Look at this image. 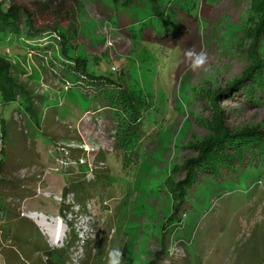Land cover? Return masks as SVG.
Here are the masks:
<instances>
[{
  "label": "rangeland",
  "instance_id": "rangeland-1",
  "mask_svg": "<svg viewBox=\"0 0 264 264\" xmlns=\"http://www.w3.org/2000/svg\"><path fill=\"white\" fill-rule=\"evenodd\" d=\"M192 2L197 26L167 46L118 32L102 2L18 1L42 37L28 36L23 21L0 44L27 94L9 102L0 92V204L13 210L0 212V264H106L114 247L123 264H264V173L204 179L178 205L183 166L210 135L213 104L231 130L264 131V95L258 105L241 90L215 102L252 66L255 43L264 58V40H255L264 0ZM137 11L131 17L142 19ZM62 47L86 59L88 73L124 80L144 98V139L134 148L118 126L84 120L93 101L50 71ZM189 48L207 52L203 69H191ZM76 182L89 191L81 200L64 192ZM32 214L61 221L62 240Z\"/></svg>",
  "mask_w": 264,
  "mask_h": 264
},
{
  "label": "trees",
  "instance_id": "trees-1",
  "mask_svg": "<svg viewBox=\"0 0 264 264\" xmlns=\"http://www.w3.org/2000/svg\"><path fill=\"white\" fill-rule=\"evenodd\" d=\"M18 1L0 0V44L4 42L8 32L10 34L20 33L23 21L26 22L28 36L38 34L42 37L35 30L32 14L19 5ZM94 1L106 4L105 8L114 12L116 20L113 23L116 24L117 31L121 34L127 32L134 36L136 31L147 42L167 44V46L173 42L178 44L181 37H186L191 33L190 29L195 28L200 19L198 16L197 19L192 16L191 12L194 8L192 0ZM141 8H144V17L133 19L131 13L134 9H138V13ZM199 16H201L200 13ZM255 40L256 42L264 40V17L257 28ZM257 44L255 43L252 48L254 56L252 66L227 90H222L215 98V102H220L226 93L238 90H241L247 97L248 103L256 105L259 102L261 96L264 95V58L256 57L259 45ZM49 46H52L51 43ZM62 48V55L51 59L53 62L51 61L50 71L65 82L70 89L82 91L85 98L93 101V104L86 109L84 120L87 118L94 125L102 126L109 122L118 126L120 138L123 139L121 143L124 146L132 147L131 143H140L144 139V118L149 111L144 105V98H139L134 91L130 90L124 80L118 82L88 73L86 59L71 57L66 52V47ZM172 49L175 48L172 47ZM38 51L36 50V53ZM0 92L9 102L19 100V98L25 101L27 98L24 89L13 76V67L3 59H0ZM212 109L213 117L208 121L210 135L197 146V157L187 161L183 166V169L187 171V176L186 180L179 184L184 186L182 187L184 189L179 187L178 199H181L178 204L179 208L185 204V199L190 194L188 192L195 189L204 179L218 180L224 177V179L229 178L234 181L241 175L252 176L248 174L249 172L257 176L264 173V131L258 128L233 131L226 124L225 110L214 104ZM85 191L78 182L64 190L65 193L77 194L80 200ZM0 212L2 215L8 212L12 214L13 210L8 207L4 208L0 204ZM45 252L49 258L53 256V254L50 255L51 251ZM174 259L169 260L175 262Z\"/></svg>",
  "mask_w": 264,
  "mask_h": 264
},
{
  "label": "clouds",
  "instance_id": "clouds-1",
  "mask_svg": "<svg viewBox=\"0 0 264 264\" xmlns=\"http://www.w3.org/2000/svg\"><path fill=\"white\" fill-rule=\"evenodd\" d=\"M185 60L190 64L193 71L203 69L209 61L206 51L201 50L196 52L194 49L189 48L184 52ZM114 231V230H113ZM124 252L121 248H110L107 252L106 264H123Z\"/></svg>",
  "mask_w": 264,
  "mask_h": 264
},
{
  "label": "bare ground",
  "instance_id": "bare-ground-1",
  "mask_svg": "<svg viewBox=\"0 0 264 264\" xmlns=\"http://www.w3.org/2000/svg\"><path fill=\"white\" fill-rule=\"evenodd\" d=\"M31 217H32V219L39 222V225L43 230H46V231L49 230L52 232V234H54L55 242L58 240H62V238L64 236L63 234L65 231L61 227V221L52 222L51 224H49L48 220L46 218H44V216H41L40 214H32Z\"/></svg>",
  "mask_w": 264,
  "mask_h": 264
},
{
  "label": "built area",
  "instance_id": "built-area-1",
  "mask_svg": "<svg viewBox=\"0 0 264 264\" xmlns=\"http://www.w3.org/2000/svg\"><path fill=\"white\" fill-rule=\"evenodd\" d=\"M1 148H2V145H1V142H0V151H1Z\"/></svg>",
  "mask_w": 264,
  "mask_h": 264
}]
</instances>
